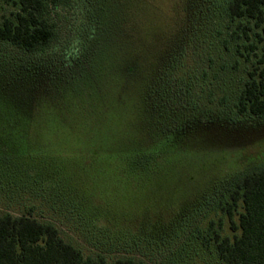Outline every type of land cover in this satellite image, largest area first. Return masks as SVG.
Returning a JSON list of instances; mask_svg holds the SVG:
<instances>
[{
  "label": "rangeland",
  "instance_id": "obj_1",
  "mask_svg": "<svg viewBox=\"0 0 264 264\" xmlns=\"http://www.w3.org/2000/svg\"><path fill=\"white\" fill-rule=\"evenodd\" d=\"M222 4L63 0L46 51L0 41V66L30 63L12 74L36 99L56 67L84 74L30 117L0 108V214L51 221L84 255L222 264L214 234H233L222 207L236 178L264 167V118L236 107L256 57L229 40ZM16 10L0 2V20ZM122 154L153 161L131 171Z\"/></svg>",
  "mask_w": 264,
  "mask_h": 264
},
{
  "label": "trees",
  "instance_id": "obj_2",
  "mask_svg": "<svg viewBox=\"0 0 264 264\" xmlns=\"http://www.w3.org/2000/svg\"><path fill=\"white\" fill-rule=\"evenodd\" d=\"M60 1L63 0H0L17 7L11 16L0 20V41L23 53L46 51L56 37L49 17L50 8L52 3ZM222 7L227 20L236 23L235 29L229 31V40L243 37L249 42L246 58L250 55L256 57L254 67L248 72L239 93L237 111L264 118V0H223ZM224 41L227 43L228 39ZM23 65H17V69L0 66V76L6 77V83L0 87V108L26 117H30L41 96H53L52 91L56 89L66 90L77 78L84 76L81 69L79 72L72 71V65L64 69L56 67L43 80L40 97L36 99L32 92L25 93V80L16 83L13 79L14 71L25 78L30 63L29 66ZM14 100L18 103L15 104ZM10 101L13 105L9 104ZM122 158L126 159L131 171L139 167L145 170V164L153 161L152 155L145 154H122ZM222 208L229 218L233 234L222 236L215 232L214 247L219 262L264 264V167L236 178L229 201ZM0 264H142V261L133 256L108 260L101 253L84 255L61 236L53 222L39 220L30 213L17 215L4 212L0 214Z\"/></svg>",
  "mask_w": 264,
  "mask_h": 264
}]
</instances>
